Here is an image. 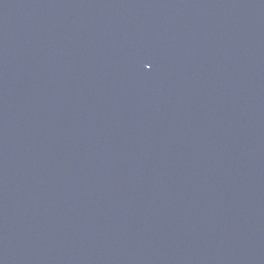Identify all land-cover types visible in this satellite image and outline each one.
<instances>
[{"label": "water", "instance_id": "1", "mask_svg": "<svg viewBox=\"0 0 264 264\" xmlns=\"http://www.w3.org/2000/svg\"><path fill=\"white\" fill-rule=\"evenodd\" d=\"M0 264H264V0H0Z\"/></svg>", "mask_w": 264, "mask_h": 264}]
</instances>
